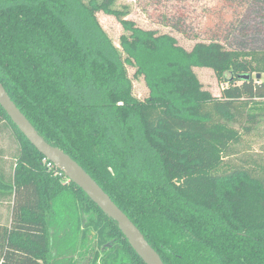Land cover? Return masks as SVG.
Listing matches in <instances>:
<instances>
[{
	"label": "trees",
	"instance_id": "obj_1",
	"mask_svg": "<svg viewBox=\"0 0 264 264\" xmlns=\"http://www.w3.org/2000/svg\"><path fill=\"white\" fill-rule=\"evenodd\" d=\"M113 5L0 0L2 85L164 264H264V154L238 150L264 137V52L215 40L186 53ZM101 11L129 32L121 36L126 60L99 23ZM190 61L228 84L220 98L201 91ZM126 63L147 79V99L135 97ZM0 133L16 148L0 147V205L10 211L0 222V264H146L1 105Z\"/></svg>",
	"mask_w": 264,
	"mask_h": 264
},
{
	"label": "rangeland",
	"instance_id": "obj_2",
	"mask_svg": "<svg viewBox=\"0 0 264 264\" xmlns=\"http://www.w3.org/2000/svg\"><path fill=\"white\" fill-rule=\"evenodd\" d=\"M83 1L88 3L90 0ZM113 9L142 31L173 38L177 47L186 53H191L199 42L215 40L226 48L264 52V0H114ZM97 18L126 60L128 57L121 46V36L129 32L113 14L101 11ZM190 63L201 84V91L220 98L228 84L221 82L212 69ZM126 66L135 97L147 99L151 96L147 79L144 75H137L136 66L127 63ZM173 100L181 106L188 104L174 97ZM0 147L9 151L16 149L6 133H0ZM238 150L264 154V137L246 138Z\"/></svg>",
	"mask_w": 264,
	"mask_h": 264
},
{
	"label": "water",
	"instance_id": "obj_3",
	"mask_svg": "<svg viewBox=\"0 0 264 264\" xmlns=\"http://www.w3.org/2000/svg\"><path fill=\"white\" fill-rule=\"evenodd\" d=\"M258 78L260 79V76ZM0 105L30 143L49 162L60 169L71 182L80 187L106 216L118 224L119 229L127 238L132 248L146 264H164L160 255L148 243L140 229L113 202L111 197L83 167L62 149L51 145L39 134L36 128L12 101L1 81Z\"/></svg>",
	"mask_w": 264,
	"mask_h": 264
},
{
	"label": "crops",
	"instance_id": "obj_4",
	"mask_svg": "<svg viewBox=\"0 0 264 264\" xmlns=\"http://www.w3.org/2000/svg\"><path fill=\"white\" fill-rule=\"evenodd\" d=\"M1 204V203H0ZM10 213L9 208H7V205H0V222L3 224H6L7 222V215Z\"/></svg>",
	"mask_w": 264,
	"mask_h": 264
},
{
	"label": "built area",
	"instance_id": "obj_5",
	"mask_svg": "<svg viewBox=\"0 0 264 264\" xmlns=\"http://www.w3.org/2000/svg\"><path fill=\"white\" fill-rule=\"evenodd\" d=\"M51 166H55V165H53V163L50 162V163H49V167H51Z\"/></svg>",
	"mask_w": 264,
	"mask_h": 264
}]
</instances>
